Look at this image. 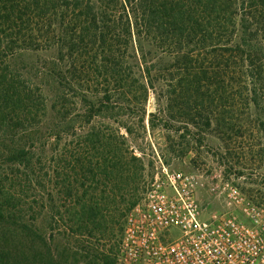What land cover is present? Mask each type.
Returning a JSON list of instances; mask_svg holds the SVG:
<instances>
[{
	"label": "trees",
	"instance_id": "obj_1",
	"mask_svg": "<svg viewBox=\"0 0 264 264\" xmlns=\"http://www.w3.org/2000/svg\"><path fill=\"white\" fill-rule=\"evenodd\" d=\"M149 42L172 48L180 63L181 76L165 80V88L182 87L187 100L193 93L204 104L226 76L264 127V0H0V264H113L95 242L121 235L143 166L123 135L95 123H116L133 109L145 122L149 90H161L164 80L160 65L147 60ZM197 47L227 57L226 64L196 68ZM175 92L164 96L166 109ZM198 115L207 127L220 117L206 108ZM71 137L84 144L75 179H62L72 202L66 237L56 242V222L45 228L18 190L36 181L39 167L49 176V155Z\"/></svg>",
	"mask_w": 264,
	"mask_h": 264
},
{
	"label": "rangeland",
	"instance_id": "obj_2",
	"mask_svg": "<svg viewBox=\"0 0 264 264\" xmlns=\"http://www.w3.org/2000/svg\"><path fill=\"white\" fill-rule=\"evenodd\" d=\"M146 48L151 50L147 60L160 65L159 73L164 80L159 83L162 92L159 89L149 90L145 122H138L141 112L133 109L123 111V116L116 123L105 119H99L95 123L96 127L123 135L124 147L140 158L141 162L137 164H142L143 169L136 184L139 189L136 202L165 167L182 173H193L198 177V199L203 210L201 219H206L211 211L226 208V199L218 188L224 181L233 182L249 200L264 206V127H257L254 110L247 104L244 93H239V90L233 92L229 87L230 79L223 76L219 85L208 89L205 94L207 101L204 104L195 103L199 96L193 97V93L189 101L184 92L182 93V87L165 88V84H168L165 80H170L172 76H181L177 69L180 63L177 64L173 60V49H156L151 42ZM209 51L210 49L198 47L192 51L196 68L199 66L210 71L217 67L218 62L226 64L227 57L213 59ZM216 86L221 87L217 90ZM174 90L176 92L171 96L175 98L176 94L178 99L166 109L164 96ZM202 108L209 110L210 114H215L214 118L220 116L212 121L210 127L205 126L204 120L199 118L198 114ZM149 113L155 114L152 118L153 126L148 123ZM124 126L130 128V135L126 133ZM78 144L83 145V139L68 138L60 151L54 150L49 155V176H45L41 171L43 166L39 167L34 173L36 181L18 190L25 200H29L24 208L34 209L35 213L31 215L38 218L45 228L48 226V220L56 222L53 227L59 229L61 234L55 233L56 242L63 241L62 238L66 237L62 231L67 219L65 209L72 199L63 194L62 185L64 180L75 179L73 166L77 154L80 153L77 151ZM83 156L81 158L86 160ZM46 198V209H40L38 206L45 203ZM50 204L55 208H50ZM111 213L107 219H111ZM47 231L50 232L48 229ZM171 233L176 237L178 230L172 229ZM119 239L120 232L110 240L98 243L94 241L99 255H105L112 263ZM69 241L72 242V238H69Z\"/></svg>",
	"mask_w": 264,
	"mask_h": 264
},
{
	"label": "built area",
	"instance_id": "obj_3",
	"mask_svg": "<svg viewBox=\"0 0 264 264\" xmlns=\"http://www.w3.org/2000/svg\"><path fill=\"white\" fill-rule=\"evenodd\" d=\"M198 188L195 174L163 167L126 213L113 264H264V206L224 181L226 208L201 219Z\"/></svg>",
	"mask_w": 264,
	"mask_h": 264
}]
</instances>
